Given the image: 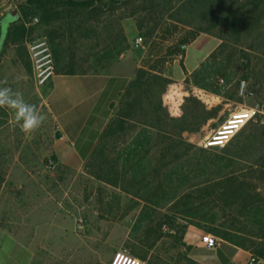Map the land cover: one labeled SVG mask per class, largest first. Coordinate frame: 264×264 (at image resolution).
<instances>
[{
    "label": "trees",
    "instance_id": "1",
    "mask_svg": "<svg viewBox=\"0 0 264 264\" xmlns=\"http://www.w3.org/2000/svg\"><path fill=\"white\" fill-rule=\"evenodd\" d=\"M154 1L148 0L147 7L136 9L144 17L136 20L135 26L140 33L148 28L143 34L146 39L152 37L158 24H144L155 20L169 21L188 30L168 49V57L183 58L185 50L181 46L190 45L201 34L219 40L207 61L189 74L194 87L232 100L237 92L225 93L211 78L220 75L228 84L240 72L242 81L252 76L256 79L249 88L256 93V86L264 83V0ZM102 2L21 0L17 7L19 18L10 25L2 47L24 51V42L39 30V35L48 39L55 74L79 75L74 70L78 65L76 46L87 41L85 33L93 29L89 23L100 17L97 6ZM35 17V28L27 27ZM244 42L249 44L247 48L241 46ZM230 45L240 46V50ZM107 56L96 58L93 53L87 58L95 70ZM87 58L81 62H88ZM61 60H66L64 70L59 67ZM229 63L234 71L229 70ZM180 67L187 75L182 63ZM188 82L185 80L184 84ZM173 89L177 90V85L156 67L137 69L117 100L110 104L111 116L91 153L93 168L89 167L96 170V180L119 189L121 197L131 203L128 213L135 212L126 242L131 255L143 261L147 251L165 238L189 250L183 238L187 228L194 227L264 261V126H260L263 140L253 133L245 135V126L220 150L198 148L185 141L183 134L200 131L216 118L218 109L207 110L192 96L166 105L162 97ZM120 135L124 142L117 144ZM50 159L60 168L54 156ZM136 244L146 252H136Z\"/></svg>",
    "mask_w": 264,
    "mask_h": 264
},
{
    "label": "rangeland",
    "instance_id": "2",
    "mask_svg": "<svg viewBox=\"0 0 264 264\" xmlns=\"http://www.w3.org/2000/svg\"><path fill=\"white\" fill-rule=\"evenodd\" d=\"M147 1L122 0L109 4L104 0L101 6H97L101 12L100 17L89 23L93 29L89 28L85 33L86 42L78 43L82 45L81 50L78 44L76 46L78 65L74 66V70L77 74L114 73L120 70L135 72L137 69L156 67L158 72L173 81L178 88L163 95L166 105L192 96L207 110L218 109L216 118L209 120L200 131L183 134L185 141L201 149L203 148L199 145L202 139L216 129L230 113L256 104H260L264 112V83L256 86L258 89L251 99L234 95V99L229 100L194 87L190 75H184L180 67L182 58H170L166 55L168 49L182 39L188 30L169 21L155 20L144 24L146 27L158 24L152 37L146 39L143 34L148 28L141 33L136 29V20L144 17L136 9L147 7ZM12 2L18 7L21 0ZM154 2L163 4V0ZM33 19L28 21L27 27L35 28L38 23H33ZM0 32L2 43L6 30L2 29ZM39 34L40 31L36 30L24 42V51L15 48L3 49L4 58L0 61V87H9L20 93L25 103L34 105L37 112L45 117L38 129L25 134L20 130L12 110L0 107V264H109L119 251L131 255L126 242L135 212L128 213L131 203L121 197L119 189L105 186L96 180V170L91 169L93 164L90 162L95 147L77 170L61 166L59 168L56 164L53 170L47 169L46 160L51 158L49 145L56 133V127L44 104L47 83L56 74L48 39ZM136 39L142 45L136 46ZM35 40H44L52 56L53 76L43 86H38L35 82L27 51V44ZM210 42V39L202 37L188 47L184 69L194 67L201 55L210 48ZM184 46L186 49L187 45ZM241 46L247 48L249 44L244 42ZM230 47L240 50V46ZM63 49L65 52V48ZM121 49L124 50L118 53ZM91 51L93 52L89 53ZM88 53L96 54V58L108 55V59L94 70V64L87 58ZM84 58L88 62H81ZM206 61L205 59L202 64ZM61 63L59 67L64 70L66 67L63 64H66V60H61ZM229 68H232L230 63ZM233 69L229 70L234 71ZM185 80L189 81L188 84H184ZM220 80L223 82L220 83ZM240 81V72L228 84L220 75L211 78L217 88L230 95L236 91V85ZM245 82L251 88L256 79L252 76ZM260 126H264V115L246 125L245 135L253 133L263 140ZM118 137L117 144L123 143L121 135ZM127 139L128 137L126 141ZM116 198L121 201L116 202ZM162 230L167 233L166 228L163 227ZM199 232L206 234L201 230ZM184 239L185 235V243ZM136 246L139 254L141 249L145 251L139 244ZM143 261L146 264L194 262L190 249L183 250L168 238L147 251Z\"/></svg>",
    "mask_w": 264,
    "mask_h": 264
},
{
    "label": "crops",
    "instance_id": "3",
    "mask_svg": "<svg viewBox=\"0 0 264 264\" xmlns=\"http://www.w3.org/2000/svg\"><path fill=\"white\" fill-rule=\"evenodd\" d=\"M18 18V8L12 0H0L1 30L7 33ZM202 37L210 39V48L192 69H184L187 75L194 72L219 45V40L206 34L198 36L192 43ZM2 43L0 32V61L4 58ZM190 45L185 49L182 65ZM133 76L134 70H120L114 73L54 75L48 81L44 107L56 127L49 149L59 166L74 170L81 167L109 120L110 104L117 100ZM201 236L202 233L192 227L185 234L184 241L190 246V256L195 263L246 264L249 257L247 252L222 241H217L214 249H207L200 242Z\"/></svg>",
    "mask_w": 264,
    "mask_h": 264
},
{
    "label": "built area",
    "instance_id": "4",
    "mask_svg": "<svg viewBox=\"0 0 264 264\" xmlns=\"http://www.w3.org/2000/svg\"><path fill=\"white\" fill-rule=\"evenodd\" d=\"M33 23H38L34 18ZM135 45L140 46L141 41L135 40ZM185 50V46L181 47ZM27 51L32 63L34 79L38 86H43L53 76V62L48 45L44 40H35L27 44ZM220 83L223 81L220 80ZM239 98L251 99L254 92L249 89L245 81H240L236 88ZM264 115L261 106L256 104L250 107H241L240 109L230 113L224 121L206 137H204L199 145L203 149H222L224 148L247 124L257 121L260 116ZM46 167L49 170L55 168L54 162L48 158ZM217 239L210 234H203L200 242L207 249H214L217 245ZM109 264H146L144 261L134 258L126 252L119 251L112 258ZM246 264H264L262 260H257L249 256Z\"/></svg>",
    "mask_w": 264,
    "mask_h": 264
},
{
    "label": "clouds",
    "instance_id": "5",
    "mask_svg": "<svg viewBox=\"0 0 264 264\" xmlns=\"http://www.w3.org/2000/svg\"><path fill=\"white\" fill-rule=\"evenodd\" d=\"M0 107L12 110L20 130L25 134H30L38 129L45 119L42 114L37 112L34 105L25 103L22 95L9 87H0Z\"/></svg>",
    "mask_w": 264,
    "mask_h": 264
}]
</instances>
